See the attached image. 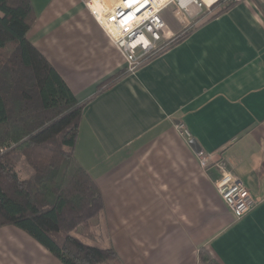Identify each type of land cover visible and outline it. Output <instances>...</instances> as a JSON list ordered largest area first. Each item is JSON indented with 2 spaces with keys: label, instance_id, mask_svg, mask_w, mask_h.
<instances>
[{
  "label": "crops",
  "instance_id": "crops-1",
  "mask_svg": "<svg viewBox=\"0 0 264 264\" xmlns=\"http://www.w3.org/2000/svg\"><path fill=\"white\" fill-rule=\"evenodd\" d=\"M30 1L28 38L85 103L75 155L104 207L82 240L123 264H200L201 248L221 264H264V0H233L212 17L194 8L203 18L193 12L186 34L133 74L86 0ZM207 153L258 199L242 218L216 191L217 168L198 160ZM0 264L63 263L6 225Z\"/></svg>",
  "mask_w": 264,
  "mask_h": 264
},
{
  "label": "trees",
  "instance_id": "trees-1",
  "mask_svg": "<svg viewBox=\"0 0 264 264\" xmlns=\"http://www.w3.org/2000/svg\"><path fill=\"white\" fill-rule=\"evenodd\" d=\"M230 1L213 4L220 7L214 15ZM33 11L30 0H0V227L24 230L63 264H123L114 248L79 235L91 234L104 207L75 155L85 103L28 38ZM20 162L32 170L25 179ZM199 251L198 263L221 264L209 250Z\"/></svg>",
  "mask_w": 264,
  "mask_h": 264
},
{
  "label": "built area",
  "instance_id": "built-area-1",
  "mask_svg": "<svg viewBox=\"0 0 264 264\" xmlns=\"http://www.w3.org/2000/svg\"><path fill=\"white\" fill-rule=\"evenodd\" d=\"M219 1L86 0L85 5L123 54L124 73L133 74L179 38L168 30L163 19L162 13L169 5L173 6V15L185 30L189 25L186 18L192 15L194 8L209 10ZM181 16L184 21L180 19ZM178 131L183 136H190L183 125H178ZM198 160L206 170L208 166L217 168V176L214 179L216 191L236 219L242 218L258 204V199L225 161L210 153L201 154Z\"/></svg>",
  "mask_w": 264,
  "mask_h": 264
},
{
  "label": "rangeland",
  "instance_id": "rangeland-1",
  "mask_svg": "<svg viewBox=\"0 0 264 264\" xmlns=\"http://www.w3.org/2000/svg\"><path fill=\"white\" fill-rule=\"evenodd\" d=\"M231 1L230 0H227V2H225L224 4H229ZM219 7V6H218ZM218 7H216V8H211V9H209L210 11H209V13H208V15L207 14H203L204 15V17L205 16H207V17H209V16H213L217 11H218V9L220 8H218ZM221 7H223V5L221 6ZM172 8H173V6L172 5H169L164 11H163V19L166 21V23H167V27L168 28H170V29H172V30H174L176 27H178V24H177V22H176V20L174 19V17L172 16V13H171V10H172ZM195 13L196 12H194V15H193V17H192V20H193V22H198L199 21V19H201V18H203L202 16L203 15H195ZM169 30V29H168ZM187 30H189V28H187V29H185V30H182L181 32V34H175L177 37L178 36H182V35H184V33H185V31H187ZM184 31V32H183ZM17 167V169H18V172H19V174H21V175H27V173H30L31 172V168H28V165L25 163V162H20V163H18V165L16 166ZM99 215V214H98ZM98 215H97V219H98ZM96 219V220H97ZM96 223H97V221H96ZM96 225V224H95ZM79 235H80V237L83 239V238H86L87 236H89V234H88V232H87V230H81V233H79ZM102 264H105V263H102ZM106 264H110V263H108V262H106Z\"/></svg>",
  "mask_w": 264,
  "mask_h": 264
},
{
  "label": "bare ground",
  "instance_id": "bare-ground-1",
  "mask_svg": "<svg viewBox=\"0 0 264 264\" xmlns=\"http://www.w3.org/2000/svg\"><path fill=\"white\" fill-rule=\"evenodd\" d=\"M155 2H160V0H154Z\"/></svg>",
  "mask_w": 264,
  "mask_h": 264
}]
</instances>
